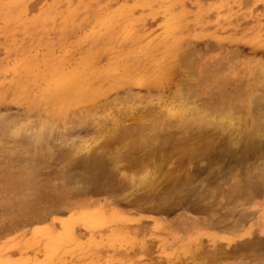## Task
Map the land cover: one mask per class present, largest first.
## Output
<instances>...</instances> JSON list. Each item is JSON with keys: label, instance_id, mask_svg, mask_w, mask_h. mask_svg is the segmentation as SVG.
Segmentation results:
<instances>
[{"label": "rangeland", "instance_id": "374dc122", "mask_svg": "<svg viewBox=\"0 0 264 264\" xmlns=\"http://www.w3.org/2000/svg\"><path fill=\"white\" fill-rule=\"evenodd\" d=\"M107 1L0 0V6H2L0 7L2 8L0 9V15H2L0 16V98L4 99H0V117L2 115L3 118L5 117L4 120L0 118V140H4H1L3 143H0L1 147L4 145L3 148L0 147V201H2L0 202V264H264V115H262L264 114V112L262 113L264 111V96L259 99L262 97V90H264V0H178L179 3L174 0H138L137 3L136 0L135 2L126 0V3L125 0H114L113 6L112 2L109 4L110 6L106 5ZM141 2L145 4V6L143 4L144 7L142 4L140 5ZM133 3L135 6H132ZM147 3H149L148 6ZM176 3L178 4L176 5ZM128 5L136 7L134 8L136 10L132 7L131 9ZM103 7L105 10L102 9ZM148 7L149 10L151 9L150 11ZM152 9L155 10H153L155 14ZM124 10H126L125 13ZM167 11L169 13H166ZM120 12L124 13L123 16ZM104 14L105 17H103ZM101 16L102 18H99ZM99 19L101 20L99 21ZM172 19L179 23L173 22ZM108 21L112 23L109 24ZM131 22L132 24H130ZM42 24L46 26L44 27ZM114 24L120 25L121 30L117 31L116 27L118 26H114ZM172 24L174 25L172 26ZM7 25L8 27H6ZM105 26L109 30L115 27L114 32L118 36L121 34L125 37L129 34L130 38L139 39L137 42L134 41L135 43L131 40V45L130 43L120 44L115 39L109 40L110 32L108 31V34L105 32V30L107 31ZM129 26L131 27L128 28ZM136 27H140V29H136ZM177 29L178 31H174ZM16 31L20 34H17ZM20 31H23L24 34ZM98 35L99 37L102 35V38L105 36L104 39L107 41L101 40V37L96 41ZM168 35L173 40L176 39L175 41L181 47L182 51L179 50L178 57L185 54L182 57L185 61L182 62L186 63L184 67L187 70L184 67V69L181 68L183 73L179 77L178 89L176 87L175 89L151 90L147 81L159 78L157 64L165 63L167 60L171 61L174 55L168 48L171 41L165 43L168 44L166 49L160 46L153 48L152 51L149 49L158 43V39L168 37ZM178 38H182V41H179ZM9 40L11 42L13 40L12 43L15 45L11 46ZM100 41L105 42L107 46H103L105 45L103 42L100 45ZM95 42L99 45L96 46ZM20 43H22L21 46ZM148 43L149 49L146 48ZM153 43L154 45H152ZM91 44H94L93 47ZM134 44L137 46L136 48ZM126 45L130 46L127 48ZM182 45L184 48L191 49L186 48L187 50H185ZM94 46L103 48H97L95 54ZM143 47L144 49H142ZM117 48L118 50H116ZM112 50L116 54L120 53L117 55L123 59L119 56L116 57L117 55ZM141 50L145 52L143 53ZM163 53L165 54L161 56L160 54ZM152 55H155V58ZM157 55L163 59L159 58L157 62ZM116 58L117 60L128 58L126 60L130 61L134 59V62L138 58L140 61L136 63L143 65L144 69L143 67L141 69L145 70L143 75L140 74L131 81L116 79L108 90V99L102 100L97 106L85 105L84 98L83 101L81 100L85 94L79 89L74 95L69 96L71 99L67 98L66 102L56 97L55 99V95L52 98V94L57 92L56 89H60V84L55 86L58 83V78L63 79L73 74L74 79L80 84L86 76L91 79L102 77L109 67L120 66L115 63L117 62ZM197 58L198 60H196ZM109 59L113 63L110 64ZM153 60L157 63L153 62L152 65ZM189 60H192V63H189ZM147 61L151 63L146 64ZM187 62L190 64L188 67L185 66ZM227 63L229 67H227ZM149 65L152 66L149 67ZM201 65L203 66L200 68ZM2 66L8 70L6 71ZM213 66L217 68H213ZM153 67H157V69ZM210 67L212 70L209 69ZM202 68L207 71L202 73ZM214 69L216 73L213 72ZM195 70L198 73L201 72L203 76L199 73L201 75L197 77L200 80L196 78V82H193L194 77L198 75ZM18 74L19 76H17ZM13 75L17 77L15 78ZM38 76L40 79L37 80ZM11 79L14 81V85L19 81V85L14 87ZM203 80L205 85L202 83ZM32 87L33 89H31ZM187 87H190V91ZM194 87L196 89H193ZM210 88H213L214 93L217 94L211 98L208 94ZM21 90H23V94ZM228 90L232 96L223 98L220 94ZM158 91L162 92L163 98L162 96L158 97ZM173 91L176 94L179 93L178 91L182 92L183 101L190 98V101L188 99L186 102L184 101L185 107L189 108L190 112L185 110L186 113H184L181 107L179 108L182 110L178 111L179 105L175 104L179 103L180 106H183V103L178 100V96H175ZM184 92L186 93L184 94ZM202 92L204 93L202 94ZM254 95L256 98H253V101L251 97H255ZM72 98L74 99L72 100ZM217 99H219L220 111L217 106L209 109L208 101L210 100V104L216 102L217 105ZM21 100L25 104L21 103ZM162 100L165 102L168 100V103L175 101V114L183 111L184 115L179 114L180 121L177 120L179 116L176 115L172 118L166 117L168 119L165 120L168 124L164 125L163 131L157 134V137L155 135L152 138L150 135H153V131L150 127L155 125L151 121L152 117L158 118L159 115L164 117L162 114H165L163 105L162 109H158L154 104L163 102ZM192 101L193 104L196 103V106L195 104L193 106ZM220 101L224 104H220ZM250 103L252 105L246 107ZM145 105H148L146 109L143 108ZM202 105L206 113L207 110L209 111L208 115L205 114L207 117L201 114L203 113ZM220 106H223L222 111ZM185 107L184 109H186ZM169 108H171L170 105L168 108L166 107V110ZM225 108L230 111L229 113L226 111L227 109L225 110L231 115H229V120L224 111ZM211 109L212 111L218 110L220 115L226 113V122L224 116L221 115V117L222 120L224 119L223 124L224 122L227 124H220V119H218L219 122L217 120L219 114L216 116L218 112L215 111L214 117V112H210ZM234 110H236L235 113ZM255 110L257 113L254 112ZM210 113L214 117L211 124L219 123L218 127L211 125L210 128V123L207 122V127L202 125L206 124L201 123L202 120L206 121L212 118L207 119ZM25 114L28 116L26 117ZM39 114L40 117H38ZM253 114L258 118L253 117ZM237 116H239V121L240 116L243 117L244 124L242 117L241 122H238L241 123L240 125L233 124L238 120ZM196 117L202 118L198 120L200 122H197ZM144 118H148L150 121ZM253 118L258 121H254ZM183 119L187 121L185 122ZM192 120L197 122L196 125H191ZM214 120L215 122H213ZM250 120L254 121L253 125ZM7 121L10 122L9 126ZM46 121L47 124L50 123L49 127L44 126L47 125ZM145 121L147 125L143 124ZM2 122H5L6 126ZM139 122L144 125L140 126L143 128L136 125L140 124ZM173 122L178 130H189L190 136L198 125L205 130L218 128L213 130L217 132V135L209 142L204 140V143L193 144L195 150L191 147V151L187 150L190 153L187 152L186 156H179L180 152L170 155L174 143L180 137L178 136L180 133L174 130V126L172 130H170L172 126L168 127L169 123L174 125ZM230 125L234 129L237 127L238 131ZM38 126L46 129L42 130ZM219 126L226 127L228 131L226 128L220 130ZM257 126L258 128L262 126L261 132L257 130ZM11 127L16 128V131ZM21 127L24 130L27 128L26 135ZM242 127H245L243 131ZM137 129H140L139 133L136 132ZM149 129L151 134L147 133ZM152 129L154 130V127ZM20 130L24 134L18 133ZM252 130H256V133L258 131V134L254 133L253 136L252 133L255 131ZM11 131L16 132L15 135L13 132V136L16 138L10 136ZM174 131L176 134H172ZM31 132H37V134L32 135ZM142 132L149 136H146L147 134L142 136ZM244 132L246 133L244 134ZM241 134L246 136L242 137ZM31 135L35 138H32ZM186 136L184 138L188 141L187 145L194 142V138ZM248 137H251L252 140ZM34 139L40 142L37 143ZM32 142H35L34 146H32ZM6 143L8 145H5ZM203 144L207 147L205 148ZM197 145L201 147L199 148ZM8 148L10 153L7 151ZM196 149H201L198 151L205 149V153H202L203 156ZM194 151L200 156H195ZM159 153L167 155L164 158L162 156L158 158L157 154L159 155ZM140 160H143V165L138 163ZM147 160L150 162L146 163ZM182 160L183 162H178ZM181 163L183 167H181ZM177 164L178 169L176 168ZM156 166L158 168H155ZM141 167L143 170L146 167V172L151 170L152 174L149 171L146 175ZM147 168L149 169L147 170ZM154 168L155 172L161 171L156 175L153 172ZM140 171L144 173L142 175L147 179L146 182L143 176V180L140 179L141 175L138 174ZM153 174L160 178L157 180L155 188L149 191L148 189L151 187L148 182L153 179L150 178V175L153 176ZM16 175L21 177L20 180H17ZM163 176L167 179H163ZM7 197L8 199H5Z\"/></svg>", "mask_w": 264, "mask_h": 264}, {"label": "bare ground", "instance_id": "6f19581e", "mask_svg": "<svg viewBox=\"0 0 264 264\" xmlns=\"http://www.w3.org/2000/svg\"><path fill=\"white\" fill-rule=\"evenodd\" d=\"M98 1H99V0H98ZM113 1H114V0H108V1L106 2V3H107L106 5L110 6L109 4L112 2V6H113V5H114V4H113V3H114ZM137 1H138V0H136V3H137ZM148 1H149V0H148ZM177 1H178V0H174V2H177ZM101 2H102V1H101ZM134 2H135V0H134ZM139 2H140V1H139ZM171 2H173V1H171ZM174 2H173V4H174ZM99 3H100V2H99ZM102 3H103V2H102ZM102 3H101V4H102ZM125 3H126V0H125ZM128 3H129V2H128ZM136 3H135V4H136ZM145 3H146V2H145ZM178 3H179V1H178ZM178 3H176V5H177ZM184 3H185V2H184ZM97 4H98V3L96 2V5H97ZM141 4H142V6H143L144 3L141 2L140 5H141ZM148 4H149V3H147V6H148ZM154 4H155V2H154ZM154 4H151V5H154ZM159 4H160V3H159ZM169 4H170V3H169ZM137 5H138V4H137ZM170 5H171V4H170ZM176 5H174V6H176ZM94 6H95V5H94ZM104 6H105V5H104ZM125 6H126V5H125ZM128 6L131 8L132 6H135V5H134V3H133L132 6H131V5H128ZM144 6H145V4H144ZM144 6H143V7H144ZM154 6H155V5H154ZM0 7H2V6H0ZM129 7H128V8H129ZM138 7H139V5H138ZM138 7H137V9H139ZM8 8H9V6H8ZM126 8H127V7H126ZM126 8H125V9H126ZM132 8H133V7H132ZM132 8H131V9H132ZM134 8H136V7H134ZM134 8H133V9H134ZM141 8H142V7H141ZM150 8H151V7H150ZM0 9H2V8H0ZM9 9H10V8H9ZM102 9L105 10V7H103ZM106 9H107V8H106ZM142 9H143V8H142ZM146 9H147V7H146ZM154 9H155V8H154ZM154 9H152V11H153ZM91 10H93V9H91ZM100 10H101V9H100ZM104 10H103V11H104ZM134 10H136V9H134ZM139 10H140V9H139ZM148 10H149V7H148ZM150 10H151V9H150ZM150 10H149V11H150ZM155 10H156V9H155ZM155 10H154V11H155ZM165 10H166V9H165ZM168 10H169V9H168ZM173 10H174V9H173ZM4 11H5V10H4ZM125 11H126V10H124V13H125ZM130 11H131V10H130ZM132 11H133V10H132ZM137 11H138V10H137ZM154 11H153V12H154ZM128 12H129V10H128ZM158 12H159V11H158ZM201 12H202V11H201ZM3 13H4V12H3ZM107 13H108V12H107ZM124 13L121 14V12H120V14H121L122 16H123ZM132 13H134V12H132ZM132 13H131V14H132ZM147 13H148V12H147ZM161 13H162V12H161ZM166 13H169V12L167 11ZM35 14H36V13H35ZM42 14H43V13H42ZM63 14H64V13H63ZM87 14H88V13H87ZM101 14H102V12H101ZM131 14H128V15L131 16ZM142 14H144V13H142ZM154 14H155V12H154ZM92 15H93V14H92ZM98 15H99V14H98ZM102 15H103V14H102ZM132 15H133V14H132ZM151 15H152V18H153V17H154L153 14H151ZM168 15H170V14H168ZM0 16H2V15H0ZM6 16H7V15H6ZM6 16H5V17H6ZM95 16H96V15H95ZM113 16H114V15H113ZM115 16H116V15H115ZM122 16H120V17H122ZM146 16H147V15H146ZM40 17H41V16H40ZM103 17H105V14H104ZM109 17H111V16H109ZM117 17H118V15H117ZM126 17H127V16H126ZM147 17H148V16H147ZM149 17H150V15H149ZM156 17H158V16H156ZM160 17H161V16H160ZM7 18H8V17H7ZM9 18H10V17H9ZM21 18H22V17H21ZM56 18H57V17H56ZM95 18H96V17H95ZM95 18H94V19H95ZM99 18H102V16L99 17ZM112 18H114V17H112ZM133 18H134V17H133ZM133 18H131V19H133ZM140 18H141V17H140ZM140 18H139V19H140ZM144 18H145V17H144ZM12 19H13V18H12ZM114 19H115V18H114ZM128 19H129V18H128ZM147 19H148V18H147ZM153 19H154V18H153ZM161 19H162V18H161ZM174 19H175V18H174ZM174 19H172L173 22H175V23H179V22L177 21V20H178L177 18H176V19H177L176 21H174ZM13 20H14V19H13ZM96 20H97V18H96ZM96 20H95V22H97ZM100 20H101V19H99V21H100ZM109 20H110V19H109ZM117 20H119V19H117ZM124 20H125V19H124ZM124 20H122V21H124ZM137 20H138V19H137ZM149 20H150V19H149ZM151 20H152V19H151ZM172 20H170V21L172 22ZM199 20H200V19H199ZM229 20H230V19H229ZM2 21H3V20H2ZM36 21H37V20H36ZM40 21H41V20H40ZM86 21H87V20H86ZM111 21H112V20H111ZM128 21H129V20H128ZM140 21H141V20H140ZM140 21H139V22H140ZM144 21H147V20L144 19ZM144 21H143V22H144ZM166 21H167V20H166ZM166 21H165V22H166ZM13 22H14V21H13ZM37 22H38V21H37ZM37 22L35 23V26L37 25ZM132 22H135V21L132 20ZM132 22H131L130 24H132ZM136 22H138V21H136ZM143 22H142V23H143ZM173 22H172V23H173ZM39 23H41V22H39ZM98 23L100 24V22H98ZM101 23H102V21H101ZM108 23L111 24L112 22L108 21ZM113 23H114V22H113ZM117 23H118V22H117ZM119 23H120V21H119ZM119 23H118V24H119ZM127 23H128V22H127ZM140 23H141V22H140ZM9 24H11V23H9ZM47 24H48V23H47ZM104 24H105V22H104ZM118 24H114V26H118V27H116V28H117V31H118V29H120V28H119L120 25H118ZM136 24H137V23H136ZM138 24H139V23H138ZM138 24H137V25H138ZM12 25H14V24H12ZM39 25H41V24H39ZM85 25H86V24H85ZM133 25H135V24H133ZM173 25H174V24H172V26H173ZM178 25H179V24H178ZM3 26H4V25H3ZM9 26H10V25H9ZM42 26H44V25L42 24ZM45 26H46V25H45ZM45 26H44V27H45ZM82 26H83V25H82ZM96 26H97V25H96ZM100 26H101V25H100ZM114 26H113V27H114ZM135 26H136V25H135ZM6 27H8V25H7ZM83 27H84V26H83ZM105 27H106V26H105ZM120 27H121V26H120ZM124 27H125V26H124ZM130 27H131V26H129L128 28H130ZM141 27H142V26H141ZM144 27H146V26H144ZM12 28H13V27H12ZM114 28H115V27H114ZM114 28H112V29L109 30V29H107V27H106L107 31L104 29L106 33H107L108 31L110 32L109 35H108V39H109V40H111V39H115L116 41H119L120 44H123V45H124V44H126V43L129 44V43L131 42V40H133V43H135V42H137V40L139 39V38H136V39L134 38V39H135V40H134V39L130 38V35H129V34H128L127 36H125V35H124L125 33L123 34L125 37L121 36V34L119 35V36H120V37H119V36L114 32V30L116 29V28H115V29H114ZM179 28H180V26H179ZM2 29H3V27H2ZM22 29H24V28H22ZM72 29H73V28H72ZM136 29H140V27H138V28L136 27ZM136 29H135V31H136ZM160 29H161V28H160ZM259 29H260V28H259ZM9 30H10V29H9ZM19 30H20V28H19ZM19 30H18V31H19ZM40 30H41V29H40ZM42 30H43V28H42ZM120 30H121V29H120ZM3 31H4V30H3ZM23 31H24V30H23ZM23 31H22V32L20 31V32L23 33ZM35 31H36V30H35ZM50 31H51V30H50ZM73 31H74V30H73ZM101 31H102V30H101ZM101 31H100V32H101ZM135 31H134V32H135ZM143 31H144V28H143ZM145 31H146V30H145ZM174 31H178V29H177V30H174ZM181 31H182V30H181ZM1 32H2V31H1ZM6 32H7V31H6ZM8 32H9V31H8ZM14 32H15V31H14ZM16 32H17V31H16ZM25 32H26V31H25ZM40 32H43V31H40ZM47 32H49V31H47ZM55 32H56V31H55ZM105 32H103V34H106ZM35 33H36V32H35ZM38 33H39V32H38ZM45 33H46V31H45ZM73 33H74V32H73ZM119 33H120V32H119ZM234 33H235V32H234ZM8 34H9V33H8ZM14 34H16V33H14ZM17 34H20V33L17 32ZM23 34H24V33H23ZM42 34H43V33H42ZM93 34H94V33H93ZM99 34H100V33H99ZM101 34H102V32H101ZM107 34H108V33H107ZM107 34H106V36H107ZM126 34H127V33H126ZM151 34H152V33H151ZM181 34H182V33H181ZM26 35H27V33H26ZM156 35H157V34H156ZM5 36H6V35H5ZM8 36H10V35H8ZM33 36H34V34H33ZM91 36H92V35H91ZM101 36H102V35H100V37H101ZM162 36H163V34H162ZM169 36H170V35H168V37H165V36H164L165 38H161V39H158V40H157V38H156V40H157L158 43H156L155 45H154V43H153L152 45H154V47H151V48L149 49V48H148L149 43H148V45H147V47H146V48H148V49L151 50V51L154 50L153 48H157V47H159V46H160L161 48H162V47H165V49H166V45H168V44H165V43L171 41L172 43H171L170 45H168V48H170L169 51H171V53L174 55V57L171 59V61H168V60H167V62H165V63L157 64L158 72H159V73H158V75H159L158 77H159V78L149 79V80L147 81L148 87H149L151 90H155V91H157L159 88H167V89H170V88H174V89H175L176 87H177L176 89L179 88V87H178V85H179V77L182 75V73H183V69L185 68V67H184V64H186V63H183V62H182V61H185V60H183V58H182L185 54H184L182 57H181V56L178 57V53H179V50H181V49H180L181 47H180L179 43H177V42L175 41L176 39L173 40L172 37L170 38ZM173 36H174V35H173ZM175 36H176V35H175ZM177 36H178V35H177ZM3 37H4V36H3ZM11 37H12V36H11ZM93 37H94V36H93ZM96 37H98L97 39L95 38L96 41H98V39L100 40L99 35L96 36ZM29 38H30V37H29ZM66 38H67V37H66ZM101 38H102V37H101ZM104 38H106V37L104 36ZM104 38H102L101 40H103ZM154 38H155V37H154ZM175 38H176V37H175ZM182 38H184V37H182ZM182 38H181V39H182ZM8 39H9V38H8ZM19 39H20V38H19ZM178 39H179V41H182L180 38H178ZM16 40H17V39H16ZM104 40L107 41L106 39H104ZM154 40H155V39H154ZM184 40H185V39H184ZM2 41H3V40H2ZM2 41H1V42H2ZM9 41H10V40H9ZM37 41H38V40H37ZM40 41H41V40H40ZM113 41H114V40H113ZM134 41H135V42H134ZM177 41H178V40H177ZM191 41H192V40H191ZM4 42H5V41H3V43H4ZM12 42H13V40H12ZM12 42L10 41L11 46H12V44H14V43H12ZM15 42H16V41H15ZM101 42H103V41H100V43H99L100 45H102ZM150 42H151V41H150ZM184 42H186V41H184ZM3 43H1V44H3ZM31 43H32V42H31ZM92 43H93V42H92ZM103 43L105 44V42H103ZM106 43H107V42H106ZM108 43H111V42L108 41ZM108 43H107V44H108ZM5 44H6V42H5ZM95 44H96V42H95ZM99 44H96V46H98ZM118 44H119V43H118ZM131 44H132V43H130V45H131ZM181 44H182V43H181ZM183 44H185V43H183ZM9 45H10V44L8 43V46H9ZM14 45H15V44H14ZM21 45H22V43H20V46H21ZM26 45H27V44H26ZM83 45H84V44H83ZM92 45H94V44H91V46H92ZM109 45L112 46L113 44H109ZM130 45H128V46L126 45L127 48H128ZM136 45H138V44H136ZM144 45H145V44H144ZM144 45H142V46H144ZM33 46H34V45H33ZM103 46H107V45L105 44V45H103ZM117 46H118V45H117ZM184 46H186V45H184ZM3 47H4V46H3ZM9 47H10V46H9ZM88 47H89V46H88ZM92 47H93V46H92ZM101 47H102V46H100L99 48H101ZM108 47H109V46H108ZM122 47L124 48V46H122ZM122 47H121V48H122ZM134 47L136 48L137 46H135V44H134ZM134 47H133V48H134ZM191 47H192V46H191ZM16 48H17V47H16ZM16 48H14V49H16ZM18 48H19V46H18ZM89 48H90V47H89ZM97 48H98V47H97ZM97 48H95V46H94V49H95V50H94V53H95V51H96ZM99 48H98V49H99ZM102 48H103V47H102ZM115 48H116V47H115ZM140 48H141V47H140ZM140 48H139V50H140ZM182 48L185 49V50L189 49L188 47H185V48H184L183 45H182ZM186 48H187V49H186ZM193 48H194V47H193ZM22 49H23V48H22ZM81 49H82V48H81ZM125 49H126V48H125ZM125 49H124V50H125ZM142 49H144V47H143ZM190 49H191V48H190ZM190 49H189V50H190ZM195 49H196V48H195ZM20 50H21V49H20ZM33 50H34V49H33ZM89 50H90V49H89ZM89 50H87V51L89 52ZM92 50H93V49H92ZM92 50L90 51V53L92 52ZM107 50H108V48H107ZM116 50H118V48H117ZM119 50H120V49H119ZM127 50H128V49H127ZM134 50H136V49H134ZM146 50H147V49H146ZM185 50H184V51H185ZM4 51H6V50H4ZM15 51H17V50H15ZM22 51H23V50H22ZM39 51H40V50H39ZM108 51L111 52V50H108ZM113 51H114V50H112V52H113ZM137 51H138V50H137ZM141 51H143V53L145 52L144 50H141ZM155 51L157 52V50H155ZM163 51H164V50H163ZM169 51H168V53H169ZM181 51H182V50H181ZM116 52H119V51H116ZM125 52H126V51H125ZM138 52H139V51H138ZM147 52H148V50H147ZM188 52H189V51H188ZM3 53H4V52H3ZM3 53H2V54H3ZM6 53H9V52H6ZM11 53H12V52H11ZM13 53H14V51H13ZM15 53H16V52H15ZM18 53H19V51H18ZM21 53H22V52H21ZM82 53H83V52H82ZM114 53H115V51H114ZM114 53H113V55H114ZM121 53H123V52L121 51ZM126 53H127V52H126ZM128 53H129V52H128ZM92 54H93V53H92ZM95 54H96V53H95ZM115 54H116V53H115ZM117 54H120V53H117ZM117 54H116V55H117ZM132 54H133V53H132ZM132 54H131V55H132ZM139 54H140V53H139ZM150 54H153V53H150ZM154 54H155V52H154ZM164 54H165V53L160 54V55L163 56ZM166 54H167V52H166ZM189 54H190V53H189ZM194 54H195V53H194ZM7 55H8V54H7ZM7 55H6V56H7ZM14 55H15V54H14ZM19 55H20V54H19ZM28 55H29V54H28ZM28 55H27V57H28ZM39 55H40V54H39ZM53 55H54V54H53ZM90 55H91V54H90ZM93 55H94V54H93ZM124 55H125V54H124ZM128 55H129V54H128ZM141 55H142V54H141ZM141 55H140V56H141ZM144 55H145V54H144ZM155 55H156V54H155ZM155 55H152V56L154 57ZM160 55H159V56H160ZM48 56H50V55H48ZM107 56H109V55H107ZM111 56H112V55H111ZM118 56H119V55H117L116 57H118ZM129 56H130V55H129ZM134 56H135V55H134ZM170 56H171V54H170ZM3 57H5V56H3ZM126 57H127V56H126ZM131 57H132V56H131ZM135 57H136V56H135ZM146 57H147V56H146ZM190 57H191V56H190ZM5 58H6V57H5ZM94 58H95V57H94ZM119 58H122V59H123V57H120V56H119ZM128 58H129V57H128ZM128 58H126V59H128ZM138 58H139V57H138ZM138 58L135 60L136 62H139V61H140V60H139L140 58H139V59H138ZM154 58H155V57H154ZM159 58H160V57H158V55H157V60H156L157 62H158ZM188 58H189V57H188ZM198 58H199V57H198ZM198 58H197L196 60H198ZM16 59H17V58H16ZM30 59H31V57H30ZM53 59H54V58H53ZM110 59H111V58H110ZM110 59H109V61H110ZM122 59H120V60L118 59V60H117V58H116L117 62H115V63L119 64L120 66L117 67V68H110V67H109V70L106 71V72L104 73V76H102V77H96V78L93 77V79H91L90 77L86 76V77H84V78L81 80V83H80V84H79V82H78L77 80L74 79V75H73V74H72L71 76H68V77L63 78V79H62V78H58V83L55 84V86L60 84V89H59V90L56 89L57 92H55V94H52V98H53V96L55 95L54 98L56 97L57 99L62 100L63 102H66L67 98L70 100L71 98H69V96L74 95V93L77 92L78 89H79V90H81V91L85 94V97L83 96L82 99H81V100L83 101V98H84V102H85L84 104H85V105H87V106H88V105H89V106H97V105H100V102H101L102 100H104V99L107 100V99H108V98H107V97L109 96V91H108V90L112 87V84H113V82H114L116 79H121V80H125V81H131V80H134L135 77L139 76L140 74L143 75L142 73H144V71H145V70H141L142 67H143V65H139L140 63H136V62H134V61H133L134 59H133L132 61H130V60H126V59H125V60H122ZM160 59H163V58L161 57ZM32 60H33V59H32ZM113 60H114V59H113ZM146 60H147V59L145 58V61H146ZM149 60H150V59H149ZM186 60H187V58H186ZM199 60H200V59H199ZM0 61H1V60H0ZM4 61H5V60H4ZM17 61H18V60H17ZM114 61H115V60H114ZM141 61H143L142 58H141ZM160 61H161V60H160ZM160 61H159V62H160ZM191 61H192V60H189V63H192ZM200 61H201V60H200ZM11 62H12V61H11ZM27 62H28V61H27ZM111 62H112V61H110V64H111ZM149 62H150V61H149ZM149 62L147 61L146 64H148ZM153 62H154V63H157V62H155V60H153V61H152V65L154 64ZM198 62H199V61H198ZM0 63H1V62H0ZM7 63H8V62H7ZM19 63H21V62H19ZM108 63H109V62H108ZM112 63H113V62H112ZM150 63H151V62H150ZM189 63L187 62V65H185V66L188 67V64H189ZM193 63H194V62H193ZM2 64H3V63H2ZM197 64H198V63H197ZM208 64H209V63H208ZM208 64H207V66H208ZM210 64H211V63H210ZM0 65H1V64H0ZM8 65H9V64H8ZM152 65H151V66H152ZM195 65H196V64H195ZM204 65H205V63H204ZM212 65H213V64H212ZM14 66H16V65H14ZM112 66H113V65H112ZM145 66H147V65H145ZM151 66L149 65V67H151ZM189 66H190V64H189ZM193 66H194V65H193ZM202 66H203V65H201L200 68H201ZM2 67L4 68V66H2ZM149 67H148V69H149ZM157 67H153V68H156V69H157ZM183 67H184V68H183ZM227 67H229L228 63H227ZM23 68H24V67H23ZM88 68H89V66H88ZM181 68H183V69L181 70ZM191 68H192V67H191ZM196 68H197V67H196ZM196 68H194V69H196ZM204 68L206 69V67H204ZM204 68H202L203 70L201 69V70H202V73H204L205 71H207V70H204ZM213 68H217V67H214V66H213ZM4 69H6V71L8 70L7 68H4ZM16 69H17V67H16ZM98 69H99V68H98ZM101 69H102V68H101ZM143 69H144V67H143ZM156 69H155V70H156ZM207 69H208V68H207ZM209 69H211V67H210ZM1 70H2V69H1ZM172 70H173V72H172ZM185 70H187V69L185 68ZM201 70H200V71H201ZM211 70H212V69H211ZM211 70H210V71H211ZM94 71H95V70H94ZM203 71H204V72H203ZM214 71H215V69L213 70V72H214ZM196 72H197V71L195 70V73H196ZM213 72H212V74H213ZM1 73H2V71H1ZM19 73H20V72H19ZM65 73H66V72H65ZM99 73H100V72H99ZM99 73H98V74H99ZM193 73H194V72H193ZM193 73H192V74H193ZM199 73H201V72H199ZM199 73L197 72L198 75H196V77H194L195 79H194L193 82H196L195 80H196V78H198L197 76L200 77V75L202 74V73H201V74L199 75ZM215 73H216V71H215ZM4 74H6V73L4 72ZM66 74H67V73H66ZM66 74H65V75H66ZM89 74H91V73H89ZM156 74H157V73H156ZM37 75H38V74H37ZM45 75H46V74H45ZM75 75H76V74H75ZM154 75H155V73H154ZM194 75H195V74H194ZM13 76H14V75H13ZM17 76H19V74H18ZM17 76H14V77L16 78ZM25 76H26V75H25ZM91 76H92V75H91ZM99 76H100V74H99ZM202 76H203V74H202ZM204 76H205V75H204ZM20 77H21V76H20ZM23 77H24V76H23ZM212 77H213V76H212ZM226 77H227V76H226ZM228 77H229V76H228ZM21 78H22V77H21ZM229 78H230V77H229ZM13 79H14V78H13ZM24 79H25V78H24ZM38 79H40L39 76H38L37 80H38ZM45 79H47V78H45ZM211 79H212V78H211ZM214 79H215V78H214ZM226 79H227V78H226ZM11 80H12V79H11ZM17 80H18V79H17ZM27 80H28V79H27ZM43 80H44V78H43ZM197 80H200V78H198ZM224 80H225V78H224ZM185 81H186V80H185ZM187 81H188V80H187ZM216 81H217V79H216ZM11 82H12V84H13L14 81L12 80ZM33 82H34V81H33ZM183 82H184V80H183ZM183 82H182V84H183ZM189 82H191V81H189ZM198 82H199V81H198ZM15 83H16V81H15ZM18 83H19V81H18L15 85L13 84V86L15 87L16 85H19ZM145 83H146V82H145ZM180 83H181V82H180ZM185 83H186V82H185ZM202 83H204V80H203ZM27 84H28V83H27ZM29 85H30V84H29ZM180 85H181V84H180ZM195 85H196V84H195ZM195 85H193V86H195ZM204 85H205V83H204ZM24 86H25V85H24ZM78 86H81V87L78 88ZM186 86H187V85L185 84V87H186ZM209 86H210V85H209ZM214 86H215V85H214ZM18 87H20V86H18ZM22 87H23V85H22ZM33 87H34V86H33ZM33 87H32L31 89H33ZM196 87H197V89H199L198 86H196ZM216 87H217V86H216ZM16 88H17V87H16ZM25 88H26V87H25ZM25 88H24V89H25ZM180 88H181V87H180ZM187 88H189V91H190V87H187ZM187 88H186V90H187ZM208 88H209V87H208ZM147 89H148V88H147ZM181 89H182V88H181ZM193 89H196V88L194 87ZM256 89H257V88H256ZM259 89H261V88H259ZM28 90H29V89H28ZM164 90H165V89H164ZM172 90H173V89H172ZM191 90H192V89H191ZM22 91H23V90H21V93H22ZM30 91H31V90H30ZM36 91H37V90H36ZM161 91H162V90H161ZM180 91H181V90H180ZM180 91H178V92L180 93ZM182 91H183V90H182ZM184 91H185V90H184ZM189 91H186V92L190 93ZM192 91H193V90H192ZM192 91H191V93H192ZM200 91H201V90H200ZM200 91H199V92H200ZM257 91H259V90H257ZM262 91H263V92H262V93H263V94H262V97L259 98V99H262L263 96H264V90H262ZM14 92H15V91H14ZM19 92H20V91H19ZM186 92H184V94H185ZM260 92H261V91H260ZM1 93H2V92H1ZM28 93H29V91H28ZM173 93L175 94V96H178V100L182 101V103H183V106H182V105L180 106V104L177 103V101H178V100H177V101H176L177 104H175V105H179L178 108L181 107V108L184 110V113H186L185 110H187L188 112H190V111L188 110L189 108H186L185 105H184V104H185L184 101L186 102L188 98L185 99V100L183 101L184 98H183V95L181 94L182 92H181L180 94H179V93L176 94V93L173 91ZM188 93H187V94H188ZM203 93H204V92H202V94H203ZM11 94H12V93H11ZM15 94H16V93H15ZM22 94H23V93H22ZM29 94H30V93H29ZM29 94H27V95H29ZM37 94H38V92H37ZM174 94H173V95H174ZM187 94H186V97L188 96ZM198 94H199V93H198ZM208 94H209L210 98L213 97V96H216V95H217L216 93H214V89H213V88H210V89L208 90ZM224 94H225V95H224ZM255 94H257V93H255ZM258 94H259V92H258ZM260 94H261V93H260ZM39 95H43V94H39ZM45 95H46V94H45ZM45 95H44V96H45ZM179 95H181L182 97L179 96ZM199 95H201V94H199ZM220 95H221L223 98H227V97H229V96H232V94L230 93L229 90H228L227 92H226V91H223V93L220 94ZM223 95H224V96H223ZM8 96H9V95H8ZM44 96H43V97H44ZM49 96H50V95H49ZM161 96H162V98H163L162 92L158 91V97L161 98ZM171 96H172V95H171ZM175 96H174V97H175ZM184 96H185V95H184ZM254 96H255V97H251L252 100H253V98H256V95H254ZM260 96H261V95H260ZM5 97H6V96H5ZM23 97H24V95H23ZM25 97H26V95H25ZM45 97H46V96H45ZM47 97H48V96H47ZM50 97H51V96H50ZM156 97H157V96H156ZM186 97H185V98H186ZM194 97H195V96H194ZM196 97H197V96H196ZM8 98H9V97H8ZM56 98H55V99H56ZM85 98H86V99H85ZM106 98H107V99H106ZM136 98H137V97H136ZM169 98H170V97H169ZM208 98H209V97H208ZM217 98H218V97H217ZM257 98H258V97H257ZM0 99H1V100H4V99H2V98H0ZM5 99H6V98H5ZM9 99H10V98H9ZM9 99H8V101H9ZM46 99H47V98H46ZM73 99H74V98H72V100H73ZM170 99H171V98H170ZM170 99H168V100H170ZM175 99H176V97H175ZM175 99H174V100H175ZM228 99H229V98H228ZM228 99H225V100H228ZM263 99H264V98H263ZM140 100H141V99H140ZM168 100H166L167 103H166L165 101L162 100L163 102H158V103H155V104H154L158 109H162V108H161L162 105H163L162 107H165V110H164L165 114H164V113L162 114V115H164L165 118H164L163 116L161 117V115L157 116L158 118H155V116H153V117L150 116V118H151V117L153 118V120H151L152 123H155V125L153 124L154 126H153L151 123H150V125H152V126H151V127L149 126L150 129L153 131V135H150V136H152V138H153V136H155V135H156V137H157V134H159V133H161V132L163 131L162 129H163L164 125H167V124H168V122L165 120V119H168V118H166V117H171V118H172V116L175 117V115H176V116H179V114H181V115L183 114V113H182L183 111H181V113H180V112H179V113L176 112L178 115L175 114V109H174V107H175V106H174L175 101H174V102L171 101L170 103H168V102H169ZM188 100L190 101V98H189ZM194 100H195V99H194ZM194 100H193V101H194ZM196 100H197V99H196ZM230 100H231V99H230ZM249 100H250V99H249ZM10 101H11V100H10ZM38 101H39V100H38ZM118 101H119V100H118ZM134 101H135V100H134ZM180 101H179V102H180ZM193 101H192V104H193ZM209 101H210V100H209ZM209 101H208V104H207V105H209V106H208L209 109H210V107L213 108L214 106H215V107L217 106L218 110L220 109V108L218 107V105H219V104H218V103H219V102H218L219 99H217V105H216V102H214L213 104H210ZM221 101H222V98H221ZM221 101H220V104L223 103V102L221 103ZM223 101H224V99H223ZM250 101H251V100H250ZM253 101H254V100H253ZM257 101H258V99H257ZM259 101H261V100H259ZM22 102H23V101L21 100V103H22ZM129 102H131V101H129ZM199 102H201V101H199ZM19 103H20V102H19ZM21 103H20V105H22ZM23 103H24V102H23ZM42 103H43V102H42ZM50 103H51V102H50ZM120 103H121V101H120ZM132 103H134V102H132ZM197 103H198V102H197ZM251 103H252V102H251ZM251 103L248 104L246 107L251 106V105H252ZM24 104H25V103H24ZM35 104H36V103H35ZM35 104H34V105H35ZM128 104H129V103H128ZM140 104H141V103H140ZM192 104H191V105H192ZM194 104H195V106H196V103H194ZM194 104H193V106H194ZM201 104H202V103H201ZM223 104H224V103H223ZM223 104H222V105H223ZM259 104H260V103H259ZM263 104H264V103H263ZM41 105H42V104H41ZM130 105H131V104H130ZM148 105H149V104H148ZM148 105L143 106V108L146 109ZM169 105H170V107H171L172 109L169 108V110H166V107L168 108ZM186 105H187V103H186ZM207 105H206V107H207ZM22 106L24 107V105H22ZM187 106H189V105H187ZM202 106H203V105H202ZM204 106H205V104H204ZM204 106H203V111H202L203 113H201V114L204 115V117H205L206 115H208L207 113H208L209 111L207 110V113H206V111H204ZM227 106H228V105H227ZM36 107H38V106H36ZM76 107H77V106H76ZM118 107H119V105H118ZM121 107H122V106H121ZM150 107H151V106H150ZM159 107H160V108H159ZM176 107H177V106H176ZM184 107H185L186 109H184ZM197 107H198V106H197ZM197 107H196V108H197ZM208 107H207V109H208ZM220 107H221V106H220ZM222 107H223V106H222ZM222 107H221V108H222ZM258 107H260V106H258ZM258 107H257V108H258ZM263 107H264V105H263ZM34 108H35V107H34ZM136 108H138V107H136ZM181 108H179L178 111H180ZM196 108H195V110H196ZM239 108H240V106H239ZM239 108H238V109H239ZM30 109H31V108H30ZM47 109H48V108H47ZM163 109H164V108H163ZM182 109H181V110H182ZM191 109H192V106H191ZM214 109H215V108H214ZM226 109H227V110H226ZM236 109H237V108H236ZM245 109H246V108H245ZM260 109H261V108H260ZM205 110H206V109H205ZM218 110H217V111H216V110H213V111H212V109H211L210 112H211V111L214 112V117H215V111L218 112V113H216V116H217V114H219V115H218L219 117L217 118V120L220 119V124H223V120L226 119V116L228 117V120H229V115H230V114H228L227 112L230 113V111H228V108H225V109H224V111H225V110L227 111V112L225 111V112L227 113V115L225 116L226 113H225V114H224V113L221 114L222 116H224V117H223L224 119L222 120V117H221V115H220V113H219L220 110H219V111H218ZM222 110H223V108L221 109V111H222ZM47 111H48V110H47ZM107 111H108V110H107ZM132 111H133V110H132ZM192 111H193V110H192ZM224 111H223V112H224ZM231 111H232V110H231ZM235 111H236V110H234V113H235ZM256 111H257V110H255L254 112H256ZM261 111H262V110H261ZM261 111H259V112H261ZM28 112H30V111L28 110ZM31 112H32V111H31ZM36 112L39 113L38 111H36ZM42 112H43V111H42ZM188 112H187V113H188ZM204 112H205V113H204ZM245 112H246V111H245ZM259 112H258V113H259ZM263 112H264V111H262V113H263ZM47 113H48V112H47ZM55 113H56V112H55ZM63 113H64V112H63ZM63 113H62V114H63ZM160 113H161V112H160ZM160 113H158V114H160ZM256 113H257V112H256ZM60 114H61V113H60ZM105 114H106V113H105ZM156 114H157V113H156ZM201 114H200V116H201ZM205 114H206V115H205ZM232 114H233V112H232ZM244 114H245V113H244ZM25 115H26V114H25ZM41 115H42V114H41ZM66 115H67V114H66ZM66 115H65V116H66ZM183 115H184V114H183ZM190 115L193 116V114H190ZM190 115H188V116H190ZM211 115L213 116V114L210 113V115H209V117H208L207 119H210V118L212 117ZM233 115H234V114H233ZM250 115H251V114H250ZM254 115H255V114H253L252 116L256 118L257 116H254ZM256 115H257V114H256ZM262 115H264V114H262ZM2 116H3V115H2ZM2 116H1L0 118H3ZM16 116H17V115H16ZM27 116H28V115H26V117H27ZM44 116H45V115H44ZM47 116H48V115H47ZM192 116H191V117H192ZM195 116H196V115H195ZM197 116L199 117V115H197ZM230 116H231V115H230ZM235 116H236V115H235ZM247 116H248V115H247ZM247 116H246V117H247ZM6 117H7V116H6ZM21 117H22V116H21ZM26 117H25V118H26ZM38 117H40V114H39ZM45 117H46V116H45ZM45 117H44V118H45ZM49 117H50V116H49ZM71 117H72V116H71ZM180 117H181V116H179V118L177 117V118H178L177 120H179ZM183 117H184V116H183ZM202 117H203V116H202ZM206 117H207V116H206ZM214 117H212L210 120H206V119L203 118V119L206 120V121H203V120H202L201 123H203V122H204V123H206V122H207V123H210V125H209L210 128H211V125L214 126V127H215V125H217V127H218V124H219V123H218V124H216V123L211 124V123H212V119H213ZM220 117H221V118H220ZM237 117H238V120L236 119L237 121H236L235 119H233V120L236 121V122L234 121L235 123H233V124H236V123H238V122H241V117H242V116H240V121H239V116H237ZM263 117H264V116H263ZM10 118H11V117H10ZM14 118H15V117H14ZM23 118H24V117H23ZM29 118H30V117H29ZM29 118H28V119H29ZM56 118H57V117H56ZM152 118H151V119H152ZM185 118H186V116H185ZM196 118H197V117H196ZM230 118H231V120H232V117H230ZM250 118L252 119V117H250ZM255 118H253L254 121H255V120L258 121V119H255ZM257 118H258V117H257ZM4 119H5V117H4L2 120H4ZM12 119H13V118H12ZM15 119H16V118H15ZM18 119H19V118H18ZM52 119H53V118H52ZM54 119H55V117H54ZM59 119H60V118H59ZM144 119L147 120L148 118H144ZM155 119H156V121H154ZM200 119H202V118H197V122H200V121H198V120H200ZM244 119H245V117H244ZM24 120H25V119H24ZM44 120H45V119H44ZM49 120H50V119H49ZM57 120H58V119H57ZM60 120H61V119H60ZM137 120H139V119H137ZM142 120H143V119H142ZM148 120L150 121V119H148ZM173 120H174V118H173ZM183 120H184L185 122L187 121V120H185V119H183ZM217 120H216V121H217ZM245 120H247V119H245ZM259 120H260V119H259ZM262 120H263V119H262ZM9 121H10V120H9ZM11 121H12V120H11ZM11 121H10V122H11ZM25 121H26V120H25ZM25 121H23L24 124H25ZM28 121H31V120H28ZM28 121H27V122H28ZM47 121H48V120H47ZM47 121H46L45 124H47ZM50 121H52V120H50ZM53 121H55V120H53ZM153 121H154V122H153ZM179 121H180V120H179ZM181 121H182V119H181ZM208 121H211V122H208ZM224 121L226 122L227 119L224 120ZM243 121H244V120H243V117H242V123L244 124ZM250 121H251V120H250ZM254 121H253V122L251 121V124H252V125H253ZM10 122L7 121V122H6L7 125H8V123H10ZM27 122H26V124H28ZM197 122H196V123H197ZM213 122H215V120H214ZM218 122H219V120H218ZM225 122H224V124H227V123H225ZM245 122H247V121H245ZM2 123H3V122H2ZM6 123L4 122L3 124L5 125ZM13 123H15V122H13ZM29 123H30V122H29ZM54 123H55V122H54ZM139 123H140V122H139ZM147 123H148V121H147ZM170 123H171V122H170ZM170 123H169V125H168V127H171V126H172L170 130H172V128H173V126H174L175 129H174V128H173V129L176 130V132H179V133H180V135H178V136H180V137H178L176 143H174V147L172 148V150H171L172 153H170V155L173 154V153L180 152V155H179V156H181V157L186 156L187 152H188L189 150L191 151V149H190L191 147H192L193 149L195 148V146L193 147V144L201 143V142H203L204 140H205V142H209V141H211V139L215 138V136L217 135V132H214L213 130H214V129L217 130L218 128H213V130H212V129H210V130H208V129L205 130V129L199 127V125L197 124L198 127L196 128L195 131H193V132L191 133L192 136H190V134L188 133L189 130H186V129H184V130L179 129V130H178V127L175 126L174 122L172 123V124H174V125H170ZM175 123H176V122H175ZM177 123H178V122H177ZM187 123H188V122H187ZM196 123H195V121L193 122V120H192V124H191V125H192V126H193V124L196 125ZM201 123H200V124H201ZM207 123H206V124H202V125H205V126L207 127ZM248 123H250V122H248ZM248 123H247V124H248ZM30 124H31V123H30ZM41 124H42V123H41ZM51 124H52V126H53V123H51ZM55 124H57V123H55ZM55 124H54V126H55ZM143 124L147 125V124H146V121H145V123L143 122ZM143 124L140 123V124H136V125H139L138 127H140V126H142ZM179 124H180V123H179ZM224 124H223V125H224ZM231 124H232V123H231ZM238 124H239V123H238ZM238 124H237V126L240 127L239 125H240L241 123H240L239 125H238ZM243 124H242V126H243ZM245 124H246V123H245ZM33 125H35V124H33ZM33 125H32V126H33ZM48 125L50 126V123L47 124V125H44V126L47 127ZM62 125H63V124H62ZM64 125H65V124H64ZM188 125H189V124H188ZM188 125H187V126H188ZM252 125H251V128H252ZM254 125H255V124H254ZM5 126H6V125H5ZM8 126H9V125H8ZM10 126H11V125H10ZM21 126H22V125H21ZM49 126H48V127H49ZM118 126H119V125H118ZM143 126H144V125H143ZM200 126H201V125H200ZM209 126H208V128H209ZM226 126H227V125H226ZM228 126H229V124H228ZM230 126H232V125H230ZM249 126H250V124H249ZM255 126H256V125H255ZM13 127H14V126H13ZM23 127H27V126H23ZM38 127H41V126H38ZM45 127H44V128H45ZM135 127H137V126H135ZM138 127H137V128H138ZM149 127H147V128H149ZM153 127H154V130L152 129ZM165 127H166V126H165ZM220 127H221V126H219V129H220ZM234 127H236V126H234ZM247 127H248V126H247ZM261 127H262V126H261ZM261 127H260V128H261ZM28 128H29V127H28ZM44 128L41 127L42 130H43ZM140 128H143V127H140ZM145 128H146V127H145ZM147 128H146V129H147ZM155 128H159V129H156V130H157V131H156ZM181 128H182V127H181ZM224 128H226V127H224ZM224 128L221 127L220 130H222V129H224ZM228 128H229V127H228ZM232 128H233V126H232ZM240 128H241V127H240ZM243 128H245V127H242V129H241L242 131H243ZM257 128H258V126H257ZM257 128H256V129H257ZM260 128H258L257 130H260ZM4 129H5V128H4ZM8 129H9V128H8ZM11 129H15V131H16V128H12V127H11ZM11 129H10V130H11ZM17 129L19 130L20 128H17ZM21 129L24 130V128H22V127H21ZM26 129H27V128H26ZM26 129H25V130H26ZM38 129H39V128H38ZM41 129H40V130H41ZM45 129H46V128H45ZM50 129H51V128H50ZM50 129H49V131H50ZM150 129L148 130V132L146 131V132L149 133V134H151V130H150ZM226 129H227V128H226ZM226 129H225V130H226ZM233 129H234V128H233ZM248 129H250V128L248 127ZM252 129H253V128H252ZM254 129H255V127H254ZM10 130H7V131H10ZM25 130H24V132H25ZM29 130H30V129H29ZM40 130H39V131H40ZM42 130H41V131H42ZM139 130H140V129H137L136 132L138 131V133H139V132H140ZM143 130H144V129H143ZM170 130H169V131H170ZM177 130H178V131H177ZM229 130H230V129H229ZM234 130H237V131H238L237 127H236V129H234ZM244 130H245V129H244ZM246 130H247V129H246ZM250 130H251V129H250ZM26 131H28V130H26ZM39 131H37V132H39ZM44 131H45V130H44ZM105 131H106V130H105ZM165 131H167V130H165ZM226 131H228V129H227ZM252 131H255V132L252 133L253 136H254L255 134H258V131H257V133H256V130H252ZM13 132H14V131H13ZM13 132L11 131V135H10V132H9V135L12 136V138H16V136H15V137L13 136ZM20 132H21V130H20L18 133H20ZM24 132H21V133L24 134ZM37 132H36V133H32V132H31L30 134L34 135V134H37ZM144 132H145V131H144ZM176 132L174 131L172 134H176ZM219 132H220V131H219ZM239 132L242 133L241 131H239ZM260 132H261V130H260ZM262 132H263V129H262ZM21 133H20V134H21ZM28 133H29V132H28ZM28 133H27V134H28ZM147 133H146V134H147ZM166 133H167V132H166ZM166 133H165V134H166ZM222 133H224V132H222ZM228 133H229V132H228ZM236 133H238V132H236ZM245 133H246V132H244V134H245ZM254 133H255V134H254ZM263 133H264V132H263ZM7 134H8V133H7ZM15 134H16V132H14V135H15ZM49 134H50V133H49ZM146 134L142 132L141 135L144 136V135H146ZM165 134H164V135H165ZM220 134H221V133H220ZM248 134L250 135V133H248ZM252 134H251V135H252ZM9 135H8V137H9ZM18 135H19V134H18ZM18 135H17V136H18ZM25 135H26V132H25ZM32 135H31V136H32ZM39 135H41V134H39ZM185 135H187V136H186L187 138H191V137L194 138V142H193V141H192V142L190 141L191 143H189V145H187V142H188V141L184 138ZM234 135H235V134H234ZM234 135H233V136H234ZM241 135H242V134H241ZM27 136H28V135H27ZM31 136H30V137H31ZM35 136H36V135H35ZM102 136H103V135H102ZM102 136H101V137H102ZM146 136H149V135L147 134ZM158 136H159V135H158ZM167 136H168V134H167ZM244 136H246V135H242V137H244ZM261 136H262V133H261ZM8 137H7V138H8ZM30 137H29V139H30ZM36 137H38V136H36ZM181 137H183V138H181ZM237 137H238V135H237ZM258 137H260V136L258 135ZM17 138H19V137H17ZM32 138H35V137L32 136ZM110 138H111V137H110ZM150 138H151V137H150ZM158 138H159V137H158ZM164 138H165V136H164ZM180 138H181V139H180ZM192 138H191V139H192ZM245 138H247V137H245ZM248 138L251 139V137H248ZM25 139H26V138H25ZM39 139H40V137H39ZM99 139H101V138L99 137ZM145 139H146V137H145ZM1 140H2V139H1ZM1 140H0V141H1ZM12 140H13V139H12ZM30 140H31V139H30ZM34 140H35V139H34ZM34 140H33V141H34ZM80 140H81V139H80ZM146 140H147V139H146ZM240 140H241V139H240ZM251 140H252V139H251ZM2 141H4V140H2ZM2 141H1L0 143H3ZM99 141H100V140H99ZM99 141H98V142H99ZM148 141H149V139H148ZM155 141H156V140H155ZM232 141H233V140H232ZM14 142H15V141H14ZM30 142H31V141H30ZM35 142H37V141L35 140ZM35 142H34V143H35ZM38 142H40V141H38ZM38 142H37V143H38ZM67 142H68V141H67ZM236 142H237V141H236ZM32 143H33V142H32ZM34 143H33L32 146L35 145ZM37 143H36V145H37ZM64 143H65V142H64ZM76 143H77V142H76ZM137 143H138V142H137ZM144 143H145V142H144ZM156 143H157V142H156ZM203 143H204V142H203ZM16 144H17V143H16ZM121 144H122V143H121ZM145 144H146V143H145ZM145 144H144V145H145ZM154 144H155V143H154ZM205 144H207V143H205ZM212 144H213V143H212ZM232 144H233V143H232ZM0 145H2V144H0ZM5 145H8V144L6 143ZM9 145H10V143H9ZM39 145H40V144H39ZM39 145H38V146H39ZM82 145H83V144H82ZM129 145H131V144H129ZM132 145H133V144H132ZM142 145H143V142H142ZM209 145L211 146V143H210ZM235 145H236V144H235ZM245 145H246V144H245ZM11 146H12V145H11ZM16 146H17V145H16ZM44 146H45V145H44ZM93 146H94V145H93ZM125 146H126V145H125ZM133 146H134V145H133ZM162 146H163V145H162ZM197 146H198V145H197ZM203 146L205 147L204 144H203ZM214 146H215V145H214ZM0 147H1V146H0ZM3 147H4V145H3L1 148H3ZM198 147H199V146H198ZM200 147H201V146H200ZM200 147H199V148H200ZM206 147H207V146H206ZM206 147H205V148H206ZM5 148H7V147H5ZM5 148H4V149H5ZM14 148H15V147H14ZM18 148H19V147H18ZM71 148H72V147H71ZM208 148H210V147H208ZM212 148H213V147H212ZM10 149H12V148H10ZM16 149H17V148H16ZM16 149H14V150H16ZM20 149L22 150L23 147L20 148ZM20 149H19V150H20ZM37 149H38V148H37ZM188 149H189V150H188ZM201 149H202V148H201ZM201 149H196V150H197L198 153H201V155H202L203 152L205 153V149H203L204 151H203V150H202V151H198V150H201ZM0 150H1V149H0ZM5 150H6V149H5ZM5 150H4V152H5ZM17 150H18V149H17ZM17 150H16V151H17ZM75 150H76V149H75ZM78 150H79V149H78ZM142 150H143V149H142ZM187 150H188V151H187ZM194 150H195V149H194ZM213 150H214V149H213ZM7 151H8V153H10L9 148H8ZM25 151H26V150H25ZM45 151H46V150H45ZM75 152H76V151H75ZM152 152H153V151H152ZM194 152H195V151H194ZM197 152H195V153H193V154H196L195 156H197V155L200 156V154H197ZM11 153H13V151H11ZM20 153H21V151H20ZM83 153H84V152H83ZM188 153H190V152H188ZM204 153H203V154H204ZM212 153H213V152H212ZM22 154H23V153H22ZM208 154H209V153H208ZM9 155H10V157H11V154H9ZM20 155H21V154H20ZM163 155H164V156H163ZM166 155H167V154H166ZM166 155H165L164 153L160 155V153H159V155L157 154V157L159 158V156H160V157L162 156V158H164V157H166ZM206 155H207V154H206ZM12 156H13V154H12ZM150 156H151V155H150ZM202 156H203V155H202ZM7 157H9V156H7ZM0 158H1V155H0ZM162 158H161V159H162ZM172 158H173V157H172ZM176 158H177V157H176ZM193 158H194V157H193ZM7 159H8V158H7ZM139 159H140V158H139ZM142 159H143V158H142ZM190 159H191V157H190ZM190 159H189V160H190ZM0 160H1V159H0ZM4 160L6 161V159H4ZM9 160H10V159H9ZM145 160H146V159H145ZM151 160H153V159H151ZM148 161H149V160H147L146 163H147ZM161 161H162V160H161ZM9 162H12V161H9ZM149 162H150V161H149ZM151 162H152V161H151ZM153 162H154V160H153ZM153 162H152V164H153ZM178 162H183V160H182V161H178ZM22 163H23V162H22ZM138 163L143 165L144 162H143V160H140V161H138ZM161 163H162V162H161ZM200 163H201V162H200ZM19 164H20V163H19ZM189 164H190V163H189ZM0 165H1V164H0ZM20 165H22V164H20ZM155 165H156V163H155ZM155 165H154V166H155ZM181 165H182V163H181ZM201 165H202V163H201ZM137 166H138V165H137ZM139 166H141V165H139ZM177 166H178V164L176 165V168H177ZM142 167H143V166H142ZM142 167H141V169H142ZM147 167H148V166H147ZM152 167H153V165H152ZM181 167H183V165H182ZM181 167H180V168H181ZM6 168H7V167H6ZM155 168H158V167L156 166ZM155 168L153 169V172L156 173V175H157V174H158L157 172H159V171H161V170L155 172V171H154ZM159 168H160V167H159ZM178 168H179V167H178ZM178 168H177V169H178ZM22 169H23V168H22ZM148 169H149V168H147V170H148ZM150 169H151V167H150ZM4 170H5V168H4ZM142 170H143V169H142ZM10 171H11V170H10ZM138 171H139V170H138ZM143 171H145V172H144L145 174H146L147 172H149V171L151 172V170H149V171L146 172V167L144 168ZM0 173H1V172H0ZM5 173H6V172H5ZM144 173H141V171H140V173H138V174L141 175V178H140V177H138V178H140L141 180L144 179V181H145V180L147 181V179H145V176H143ZM19 174H20V173H19ZM19 174H17V175H18V176H21V175H19ZM142 174H143V175H142ZM150 174H152V172H151ZM166 174H167V173H166ZM179 174H180V173H179ZM10 175H11V174H10ZM17 175H16L17 180H20L19 178H21V177H18ZM146 175H147V174H146ZM163 175H164V173H163ZM1 176H2V175H1ZM13 176H14V175H13ZM124 176H125V175H124ZM138 176H139V175H138ZM142 176L144 177L143 179H142ZM160 176H161V175H160ZM168 176H169V174L167 175V177H168ZM171 176H172V175H171ZM171 176H170V177H171ZM10 177H12V176H10ZM136 177H137V173H136ZM136 177H135V175H134L133 178L135 179ZM151 177H152L153 179H151V180L149 179L150 182H148V183H150L149 187H151V188L148 189L149 191H150V189L153 190V188H155V186H156L157 183H158L157 180L160 178V177H159V178H158V177H155L154 174H153V176L150 175V178H151ZM163 177H164V176H163ZM165 177H166V175H165ZM165 177H164L163 179L166 180L167 178H165ZM174 177H175V175H174ZM13 178H15V177H13ZM146 178H147V176H146ZM155 178H156V179H155ZM9 179H10V178H9ZM9 179H8V180H9ZM134 179H133V181H135ZM173 179H174V178H173ZM3 180H4V179H3ZM10 180H11V179H10ZM17 180H16V181H17ZM22 180H23V179H22ZM131 180H132V179H131ZM141 180H140V182H141ZM155 180H156V181H155ZM12 181H13V180H12ZM138 181H139V180H138ZM138 181H137V182H138ZM144 181H142V182L145 183L146 181H145V182H144ZM8 182H9V181H8ZM20 182H22V181H20ZM10 183H11V182H10ZM10 183H9V184H10ZM12 184H13V183H12ZM15 184H17V183H15ZM138 184H139V183H138ZM20 185H21V184H20ZM135 185H136V184H135ZM11 186H13V185H11ZM141 186H142V185H141ZM141 186H140V187H141ZM222 187H223V186H222ZM11 189H12V188H11ZM7 190H8V189H7ZM17 190H18V189H17ZM148 190H147V191H148ZM152 190H151V191H152ZM155 190H156V189H155ZM211 190H212V189H211ZM3 191H4V190H3ZM4 192H5V191H4ZM21 192H22V191H21ZM5 193H6V192H5ZM7 194H8V193H7ZM222 194H224V193H222ZM222 194H221V195H222ZM225 194H226V193H225ZM228 194H229V193H228ZM225 196H226V195H225ZM3 197H4V196H3ZM5 199H8V197L5 198ZM227 199H228V198H227ZM229 199H231V198H229ZM1 200H3V199H1ZM0 202H2V201H0ZM6 203H7V201H6ZM218 203H219V202H218ZM23 211H24V209H23ZM214 241H215V240H214ZM214 241H213V242H214ZM197 244H198V243H197ZM195 245H196V244H195ZM199 245H200V244H199ZM192 246H193V245H192ZM200 246H201V245H200ZM196 247H197V246H196ZM210 247H212V246H210ZM193 248H194V246H193ZM197 248H198V247H197ZM208 249H209V248H208ZM195 251H198V250H195ZM189 253H190V252H189ZM177 254H178V253H177ZM185 254H186V253H185ZM187 254H188V253H187ZM190 254H191V253H190ZM178 256H179V255H178ZM169 257H170V256H169ZM171 257H172V256H171ZM181 257L183 258V255H182ZM207 257H208V256H207ZM175 258H176V257H175ZM204 260H205V259H204ZM150 261H151V260H150Z\"/></svg>", "mask_w": 264, "mask_h": 264}]
</instances>
